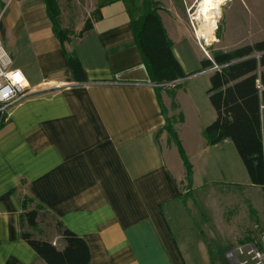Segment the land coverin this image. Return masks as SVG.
<instances>
[{"label": "crops", "instance_id": "obj_1", "mask_svg": "<svg viewBox=\"0 0 264 264\" xmlns=\"http://www.w3.org/2000/svg\"><path fill=\"white\" fill-rule=\"evenodd\" d=\"M156 1L173 53L188 75L174 90L151 81L123 1L102 3V18L65 45L53 31L44 0H15L0 16V40L13 66L30 87L40 89L0 121V264H46L23 232L64 246L53 223L29 227L23 222V212L38 207L86 241L90 264H187L172 221L179 222L188 251L186 238L195 234L184 226V219L193 218L188 199L205 215L191 197L194 177L185 189L187 171L180 180L173 173L175 143L168 147L174 155L168 156L162 140L169 137L167 118L178 138L187 120L176 113L179 88L200 78L210 81V71L199 72L204 57H198L191 43L197 40L175 3L165 7ZM67 52L79 59L84 80L74 78ZM260 72L264 76V67ZM196 140L202 170L228 176L233 163L244 179L232 141ZM251 212L252 225L264 226V217ZM227 217L223 213L220 221L218 252L221 244L234 247L252 233L253 226L232 230ZM195 246L199 253L198 242Z\"/></svg>", "mask_w": 264, "mask_h": 264}, {"label": "trees", "instance_id": "obj_2", "mask_svg": "<svg viewBox=\"0 0 264 264\" xmlns=\"http://www.w3.org/2000/svg\"><path fill=\"white\" fill-rule=\"evenodd\" d=\"M123 1L131 20L135 41L152 82L159 85L183 80L188 75L173 53L170 39L160 15L156 0H108ZM53 31L62 45L72 37H82L91 29L92 21L75 35L61 26L57 0H44ZM2 7L0 0V9ZM102 18L100 8L93 20ZM211 58L201 60V70H210L209 101L216 118L205 129L210 145L224 140L234 143L244 163L251 183L264 189V76L259 71L264 67V40L238 46L230 51H212ZM69 68L77 81L85 78L79 59L67 52ZM182 120V118H181ZM169 138L178 145L187 169L188 186L193 184V171L178 138L175 123L167 118L165 126ZM38 207L24 211L21 218L29 227L41 222ZM55 229L62 237L60 249L49 240L37 239L30 232H23L24 240L39 254L46 264H90L91 254L86 241L53 219Z\"/></svg>", "mask_w": 264, "mask_h": 264}, {"label": "rangeland", "instance_id": "obj_3", "mask_svg": "<svg viewBox=\"0 0 264 264\" xmlns=\"http://www.w3.org/2000/svg\"><path fill=\"white\" fill-rule=\"evenodd\" d=\"M107 1L57 0L61 26L68 29L70 35L79 33L88 22L94 19L95 12L100 8L101 4ZM161 1H163L162 5L165 7L169 6L167 2H174L179 14L188 21L191 31L197 40V43L192 40L191 43L199 58H211L212 51L215 50L230 51L241 45L264 40V0H227L224 3H218L213 13L218 23L215 31L216 41L214 42H210L206 38L199 39L196 35V27L199 26V21L194 18L199 13L200 0ZM176 36L178 37L179 35L177 34ZM260 75L262 77L263 74L260 72ZM194 77L209 76L197 74ZM174 87L176 86H166L170 90H174ZM209 87L210 81L200 78L192 84H185L182 88H179L180 92L177 97L180 108H178L176 113L185 116L187 119L184 124L179 126L178 133L179 139L187 144L191 158L185 154L189 162L191 161L194 177L191 197L195 200L200 213L205 215L203 216L196 212V207L192 203L191 198H189V210L194 219L188 216V218L184 219V226L186 230L189 229L188 227L194 229L195 234H191L188 230L192 240L186 238L190 243L188 251H185L183 234L179 230V222L175 219L172 221L173 232L185 254L187 264H230L226 253L232 247L224 242L225 245L221 244L218 252L216 246L221 237L220 221L223 213H227V216L230 217L231 222L229 224H231L232 230L235 231L253 226L255 216L252 215V209H255L259 216L264 217V189L251 184L241 160L240 164L242 165L244 179L241 177V171L233 163L232 169L234 172L228 176L216 170H212V173H209L199 167L198 153L196 151L199 142L196 139L197 137H200V140L206 139V128L203 129V124L208 126L216 118L215 110L209 101L207 93ZM169 110L171 111L170 107ZM171 115L170 117H172ZM162 143L165 151L167 148V155H174L168 148L173 142L167 135L163 138ZM173 148L177 162L174 163L172 161L171 168L175 176L179 178L181 172L187 171V169L180 155L178 145L174 144ZM187 184L185 177L183 180L185 189L188 188ZM225 210L226 212H224ZM40 214L42 216L41 222L44 225L52 221L51 216L47 212L40 211ZM226 220L225 217L222 222H226ZM197 242L198 248L201 247L200 254L197 252V246H195ZM193 255H196V258Z\"/></svg>", "mask_w": 264, "mask_h": 264}, {"label": "built area", "instance_id": "obj_4", "mask_svg": "<svg viewBox=\"0 0 264 264\" xmlns=\"http://www.w3.org/2000/svg\"><path fill=\"white\" fill-rule=\"evenodd\" d=\"M15 0H1L0 16ZM176 80L163 86H175ZM40 92L29 86L24 74L13 66L11 55L0 40V121L5 119L7 111L13 105ZM231 264H264V226L256 223L247 239L238 242L226 253Z\"/></svg>", "mask_w": 264, "mask_h": 264}, {"label": "bare ground", "instance_id": "obj_5", "mask_svg": "<svg viewBox=\"0 0 264 264\" xmlns=\"http://www.w3.org/2000/svg\"><path fill=\"white\" fill-rule=\"evenodd\" d=\"M227 0H200L199 13L194 18L199 21V26L196 27V35L199 39L206 38L210 42L216 41L215 31L217 29V21L213 16L215 6L218 3H224Z\"/></svg>", "mask_w": 264, "mask_h": 264}, {"label": "water", "instance_id": "obj_6", "mask_svg": "<svg viewBox=\"0 0 264 264\" xmlns=\"http://www.w3.org/2000/svg\"><path fill=\"white\" fill-rule=\"evenodd\" d=\"M161 85H163V84H161Z\"/></svg>", "mask_w": 264, "mask_h": 264}]
</instances>
